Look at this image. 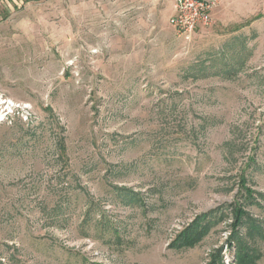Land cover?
<instances>
[{
  "label": "rangeland",
  "instance_id": "rangeland-1",
  "mask_svg": "<svg viewBox=\"0 0 264 264\" xmlns=\"http://www.w3.org/2000/svg\"><path fill=\"white\" fill-rule=\"evenodd\" d=\"M211 1L0 0V264H264V0Z\"/></svg>",
  "mask_w": 264,
  "mask_h": 264
},
{
  "label": "built area",
  "instance_id": "built-area-1",
  "mask_svg": "<svg viewBox=\"0 0 264 264\" xmlns=\"http://www.w3.org/2000/svg\"><path fill=\"white\" fill-rule=\"evenodd\" d=\"M214 6L215 3L211 0H174L169 25L180 38L187 40L197 30L212 25ZM18 109L26 111V108L22 109L0 97V115L9 117Z\"/></svg>",
  "mask_w": 264,
  "mask_h": 264
},
{
  "label": "trees",
  "instance_id": "trees-1",
  "mask_svg": "<svg viewBox=\"0 0 264 264\" xmlns=\"http://www.w3.org/2000/svg\"><path fill=\"white\" fill-rule=\"evenodd\" d=\"M248 196L252 195L251 192L247 191ZM250 197V196H249ZM249 205L255 204V200L252 198L249 200ZM243 205L240 206H232L231 211H232V216L234 218V235L233 237H236L237 235V228H240V226L243 225L242 218L244 217V212H243ZM201 220H203V223L206 221V217H203ZM207 230V227L205 225H201L200 222H197L196 224H193L190 226L187 230H185L180 236L179 239L174 243V246L177 249L181 248H192L194 247L197 242L202 238V236L205 234ZM235 262L239 264H249V260L242 255L241 250H238V252L235 255ZM215 264V263H214Z\"/></svg>",
  "mask_w": 264,
  "mask_h": 264
}]
</instances>
